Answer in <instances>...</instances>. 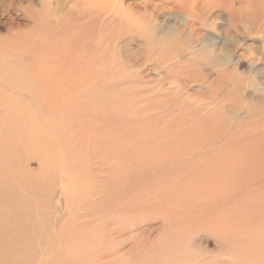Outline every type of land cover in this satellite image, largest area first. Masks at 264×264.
Wrapping results in <instances>:
<instances>
[{"label": "rangeland", "instance_id": "1", "mask_svg": "<svg viewBox=\"0 0 264 264\" xmlns=\"http://www.w3.org/2000/svg\"><path fill=\"white\" fill-rule=\"evenodd\" d=\"M120 1L168 12L125 35L0 0L1 238L21 264H264V0Z\"/></svg>", "mask_w": 264, "mask_h": 264}, {"label": "bare ground", "instance_id": "2", "mask_svg": "<svg viewBox=\"0 0 264 264\" xmlns=\"http://www.w3.org/2000/svg\"><path fill=\"white\" fill-rule=\"evenodd\" d=\"M83 1H86V5H87L85 6L86 10L88 13H90L92 20H93L92 22L94 23L97 31L102 32V33L105 32L108 28L114 27V24H116V25H119L120 28H123V30L126 31L125 35L131 33V29H134V28L137 29L138 34H142L144 30L143 26H145L143 25L142 22L143 20H147V17L149 16L148 14H150L151 16H156V13L158 11L168 12L166 8H161L162 6H160L159 4L157 5L154 4V6H151L149 4H144L141 7L138 6L136 8L131 9V8H125L123 6V3L120 0H83ZM161 1L170 2V0H161ZM47 14L49 13L47 12ZM47 14H46V17H47ZM101 24L107 27L102 28ZM115 40H116L115 38H111L109 40V43L111 46H112L111 43L114 42ZM102 41H104L103 37L101 38V41L99 42V44L96 45V48L97 47L99 48L100 46H102L101 44H104ZM110 45L109 47H111ZM2 180L3 179H0L1 182H5V180L3 181ZM118 195H120V193L117 194V196ZM120 196L124 197L122 196V194ZM126 205L127 204H124L121 207L125 208ZM107 206H110V203H107ZM97 209L99 208H96L95 209L96 211H94V213L102 214L100 211H97ZM116 209H118V207H115V208L113 207V210H116ZM100 210H101V206H100ZM103 211L106 212L107 210L104 209ZM4 223H6V221H3V224ZM17 246L18 245L14 241L8 244L7 241L1 238V234H0V264H21V259L25 255H24V252H22L20 248H17ZM261 258L264 259V256ZM108 263L109 262H104L103 264H108Z\"/></svg>", "mask_w": 264, "mask_h": 264}]
</instances>
